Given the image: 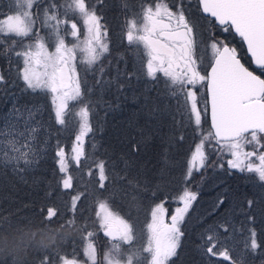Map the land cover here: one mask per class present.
<instances>
[{
	"label": "snow or ice",
	"instance_id": "1",
	"mask_svg": "<svg viewBox=\"0 0 264 264\" xmlns=\"http://www.w3.org/2000/svg\"><path fill=\"white\" fill-rule=\"evenodd\" d=\"M39 3L40 0H12L9 10L0 12V44L11 41V44L19 42L23 46V51L15 53L23 57L19 77L26 89L51 94L54 117L60 126L68 128V120L75 115V124L69 129L74 134L70 154L65 152L59 142L56 145L58 169L66 174L69 161L79 166L85 157V138L92 132L90 108L95 103L87 99V90L81 88L76 71L77 53L82 54L81 63L86 67L96 65L108 51L104 40L106 29L95 7L88 0H64L63 4L49 0L43 8H39ZM200 3L202 11L216 18L225 32L229 28L234 29L246 42L247 51L255 65L264 72V0H200ZM34 6H37L35 12ZM139 16V20L133 18L125 21L126 39L130 45L142 46L146 56V63L143 64L146 78L155 81L160 74L164 78V90L168 98L177 102L178 110L182 109L179 114L183 116L186 113L197 129L201 125L202 111L208 115L210 105V129L206 134L200 133L199 143L187 161L186 180L191 179L194 170L199 172L206 166L207 145L218 157H231L226 160L230 169L255 173L259 181L264 182V143H261L264 139V79L245 67L236 48L221 43L215 37L210 38L211 71L202 74L194 55L193 26L183 10L174 13L167 4L152 0L151 5H140ZM76 18L82 21L86 29L82 41ZM41 29L45 30V35L41 34ZM67 37L74 38L71 47L66 43ZM25 40L28 43H24ZM49 43L53 44L54 51L48 50ZM4 79L0 75V84ZM204 84L207 85L210 99L204 101L201 110L198 107L197 85ZM73 102L79 105L75 114L69 110ZM38 111L14 108L16 118L24 119L25 131H18L16 124L8 125L7 132L0 130V137L8 138L7 147L19 153L12 158L15 163L23 162L26 166L32 163L29 156H35L30 147L34 139H28L21 148H17L14 147L17 144L14 137H35L37 128L32 127V124ZM246 145H250L253 150L245 151ZM6 156L4 140L0 139V158ZM94 163L98 171L99 187L103 189L108 179L105 175V162ZM216 166L222 168L224 164L218 162ZM71 181L72 177L66 175L62 179V187L71 188ZM79 198L80 194L71 198L73 210ZM196 198L197 194L185 185L178 196L182 207L175 209V214L167 224L163 219V206L156 205L151 212V223L147 225V247L133 249L130 254L122 253L121 245L132 243L133 225L113 213L107 203L99 202L97 223L104 234L111 238V246L100 264H121V258L125 264H142L140 258L144 253L150 256V264H167L176 253L183 235L180 225ZM219 203L222 204L223 200ZM252 203L248 201L249 206ZM54 215V210L49 209L46 219L50 220ZM74 216L73 211V219L65 223L75 227ZM78 230L86 232V236H81L82 241L87 240L83 249L86 259L90 264H97L96 248L92 242L94 233L87 231V225H80ZM249 232L250 244L245 243V247L255 251L258 247L255 231ZM206 239L211 245L206 248V252L216 256L217 252L213 251L216 242L212 236ZM219 255L231 260L227 250H221ZM62 259L63 264H78L75 259Z\"/></svg>",
	"mask_w": 264,
	"mask_h": 264
},
{
	"label": "trees",
	"instance_id": "2",
	"mask_svg": "<svg viewBox=\"0 0 264 264\" xmlns=\"http://www.w3.org/2000/svg\"><path fill=\"white\" fill-rule=\"evenodd\" d=\"M104 1L105 2L100 3V6L102 5V11L100 13L104 15L103 19L108 22V19L112 18L115 11L114 9L108 10L107 2L110 3V0ZM112 4L116 5V2L114 1ZM11 5L12 0H0V12H7ZM107 25L111 31L110 40L112 44L110 45H113L112 47L114 48H118L119 45L115 35L116 31L111 30L110 24L107 23ZM112 26L118 27L117 24ZM232 35L237 40L234 44L239 55L244 59L246 64H249L250 59L245 53L242 41L238 40L236 35ZM14 59V56L7 58L6 53H0V65L3 74L4 76H8L10 80L14 79L16 72V68L12 65ZM127 61L131 64L130 58H127ZM113 70L114 67L111 66L108 72H112ZM6 83L8 85L7 80ZM32 94L33 93L30 92L27 93L28 96ZM3 95L4 94L0 91L1 104H5ZM39 97L40 96H37L33 99L37 100ZM39 101L42 100L36 102ZM154 102L156 103L155 98L152 102L149 100V102L143 106V109L145 108L147 111L148 109L150 110ZM95 112L98 115V111L95 110ZM108 118L106 119L104 116L105 120L102 118L101 121L99 119L91 124L92 137L96 135V142H99L101 150H94L95 154H93V160H91L92 165L89 168L84 166L83 161L85 160L86 162L90 160L89 156L91 151L85 152L87 156L81 159L79 166L69 161L70 164L66 174H62L59 171L57 162H51L50 160L48 163L52 172L48 175V178L44 176L42 171L40 172L42 174L40 180L39 176H36L37 174L33 172L30 177L27 172L25 174H20V172L12 170L14 173H8L7 177L11 178L15 186L17 185L16 182L20 181L24 176L26 180L30 178L28 183H24V187L19 185H17L18 187L16 186V189H24L26 194L30 196L22 201L19 199L20 193L16 194V190L12 191L11 189H6L0 192V207H11L13 204L11 201L14 198L16 199L15 201L28 204L30 207L24 206V216L22 217H16V210L14 209L11 210L10 208L5 210V216H2L4 220H19L22 224V228L18 232L15 231L14 235L15 241L17 243H22V250L20 251L18 246L16 247L17 251L25 255H23L21 260H18L17 263H13L11 257H3L0 252V264H55V262H58V259L60 260L59 257L62 254L68 256L70 253L75 252L77 250L76 248L81 244V236L84 235L85 232L78 230L80 225H87V231L95 228L97 232L96 235L102 238L103 234L98 223L93 225L92 219V215L94 216L93 208L95 205L99 204L100 201H105V203H107L120 217L130 222H140L143 226H141L139 232L145 231L150 220L149 211L156 206L159 200L163 198L166 199L168 213H170V215H172L171 208L182 205V202L179 201V203H177L176 199H178L181 189L185 185L190 191L197 194V198L192 203L188 213L185 215L183 223L180 225V230L183 235L180 237L175 255L167 261V264H188L192 259L196 261V264H232L233 261H235V264H264V182L259 181L255 173L246 171L240 172L239 170L230 169L226 160L231 157L223 156L221 158L218 157L216 153L211 154L210 159L212 162L211 165L216 169L214 175L208 177L203 176L204 178L200 179L198 175L192 173L191 179L186 180L184 172L187 168V161L190 159L191 153L194 150V141L196 140H189L186 132L182 128L178 129L176 127L169 131L166 128L163 132V138H157L159 135L154 133V137L150 140H147L145 138L146 136L139 138L134 132L130 135L129 132L132 131V129L128 128L123 130L121 128V130H118L117 137L119 139L117 138L114 141V134L117 133L116 130L113 129V125L109 123ZM51 120L54 134L58 132L60 135L62 131L65 130V127L60 126L53 115L51 116ZM75 121L76 119L66 128L68 133L67 136H65L67 137L66 149L69 154L73 144V131L69 129L72 128ZM135 126L140 130L141 128L139 127L142 125L136 123ZM121 127L124 126L121 125ZM137 132L139 133L138 130ZM121 137H125V139L122 140ZM165 148L167 149V153L163 152ZM112 150L121 155L126 161L133 160V164L136 166L146 168L147 175L152 174L150 168L154 166V164L161 168L163 163L158 159L161 155L165 156L166 160L169 161H173L176 158L179 159L180 157L179 169L172 174H167L166 171L164 173H157L155 181H159V183H157L159 184L158 187L155 181L154 183H150V181L145 183V188H139L138 191H136L137 195L135 200L139 202L135 205V208L130 204L132 207L130 208L129 206L128 211L124 209L125 212H122L123 208L121 207L122 205L119 204L118 198H109L108 196V193H110V195L117 193V197H121V193L115 187L116 184H118L116 175L119 173V165L112 164L110 161L111 156L114 154ZM134 160H136V162H134ZM98 161L105 162V175L108 177L104 182L103 189L99 187L97 179L98 171L94 163ZM218 162L223 163L224 166L222 168L216 166ZM76 171H81V177ZM204 171L203 174L208 171V168H204ZM89 172H91L90 175L88 174ZM125 173L126 174L123 175H127L126 178L128 180H137L135 174L131 175L132 172L126 171ZM52 175H55L57 179V186L54 188L51 186V183H49L47 187V184L43 182L45 180L51 182L49 176ZM66 175L72 177V187L68 189H64L61 183L62 179L66 178ZM52 181L54 180L52 179ZM82 182L84 183L83 186ZM124 186L123 191L126 190V187H129L126 183ZM92 188L95 189L97 194H93ZM154 188H156V191ZM78 190L81 191L80 198L73 210L71 208V198L78 195ZM163 190H166L168 193H164ZM6 198H11L12 200H5ZM220 200H223L222 204L219 203ZM89 201L90 203H88ZM248 201L253 202L251 206H249ZM123 206L126 207L125 205ZM144 208L149 211L143 210ZM47 209H52L55 212V215L50 220L46 219L48 216V214H46ZM90 209L91 211H89ZM17 210L22 212L21 208ZM73 211L75 212V227H71L65 223V221L73 219ZM146 212L147 214H145ZM147 217L148 219L146 220ZM94 218L96 221L98 220L97 216H94ZM133 226H135V228H133V233L136 235L137 227L140 225L138 223V225L134 224ZM225 228L228 229L227 232L224 231ZM212 230L215 232L214 236L212 233L209 234ZM249 230L255 231V239L258 244L255 251L245 247V243L250 244ZM7 236L8 233L6 230L0 227V249L2 250L5 249L6 243L3 237L6 239ZM208 236H212L216 242L217 247L213 249V251L217 252L216 256H212L206 252V248L211 246L206 239ZM51 240H55V243H48V241ZM41 241H43V243H40ZM144 241L146 242L147 239H144ZM34 249L37 250L34 251ZM221 250H227L231 260L219 255ZM18 256L21 255L19 254Z\"/></svg>",
	"mask_w": 264,
	"mask_h": 264
},
{
	"label": "rangeland",
	"instance_id": "3",
	"mask_svg": "<svg viewBox=\"0 0 264 264\" xmlns=\"http://www.w3.org/2000/svg\"><path fill=\"white\" fill-rule=\"evenodd\" d=\"M116 2V5L113 6V2ZM193 0H177L176 2L179 4L180 2L183 3V5H186L187 12L185 15L189 17V19L193 22V29L196 30L198 37L196 38V45H194V55L197 58L199 70L202 74H205L207 67L209 66V63L212 59L210 44L212 40L211 37L217 38L221 43H225V39L220 36L221 31L226 33V37L228 38L230 45L234 47L232 42L236 41L234 36L231 34V32L227 31L225 32L220 28H214L215 26L204 18L202 13H198V10L196 13H193L191 3ZM49 0H40L39 8L46 7ZM64 0H57L58 4H63ZM91 6L95 7L96 13L98 16L101 17V23L105 26L106 29V36L104 37V40L108 46V51L102 56L101 60L94 66H85L81 63V53H77V60H76V71L79 74L80 81H81V88L87 90V99L95 102L94 106L90 108V112L92 113L90 116V122L91 124L94 121H97L103 118L104 116L106 119L108 118L109 123L112 124L113 129L116 130L117 134H114V141L118 138V130L126 129H132L130 131V135L132 132L136 133L139 138L145 137L147 140L152 139L154 136V133L156 135H159V139L163 138V132L167 128V130H171L174 128H182L190 140H196L194 141V149L196 145L199 143L200 139V133L206 134L207 131L210 129L209 123H208V117L205 115L202 111V117H201V125L197 129L191 120L187 117V114L185 113L183 116L179 114L182 109L178 110L177 108V102L173 99L168 98V94L165 92V82L164 78L158 74V78L153 81L148 78H146V69L143 67V64L146 63V56L143 54L142 46L138 45H130L129 42L126 39V20L130 19H140L139 11H140V2L146 3L148 5L152 4V0H110V3H108V10L111 9V7H115V19L111 18L108 19V22L103 19L102 14L100 13L102 11L100 6V3L105 2L104 0H88ZM157 3H165L167 5H170L169 0H156ZM173 2V1H172ZM112 7V9H113ZM197 9V8H196ZM37 10V6H34L33 11L35 12ZM71 15V14H70ZM75 22L77 23L78 27L80 28V40L82 41L85 38L86 35V29L83 27L82 21L78 18L75 19ZM113 23L115 22L117 26L120 28L119 30L122 33L121 40L122 42H118L119 47L114 48L112 47L111 40H110V28L107 25V23ZM201 22L203 23V26L201 27ZM111 30L117 31L118 27H113L112 24H110ZM41 34L45 35L46 32L44 29H41ZM119 41V39L117 40ZM75 42L74 38L67 37L66 43L71 47V44ZM24 43H28L27 40L24 41ZM228 44V42H226ZM132 48V49H131ZM235 48V47H234ZM48 50L54 51V46L52 43L48 44ZM237 50V49H236ZM23 51V46L17 42V44H11V41L7 43L0 44V53L4 54L6 53V57H13L14 61L12 62V65L16 68L15 76L13 80H10L8 76H4L1 65H0V75L4 76V83L0 85V91L3 93V98L5 101V104H1L0 102V130H3L4 132L8 131V125L10 124H16L18 131H25L24 128V119L19 118L17 119V113L13 112V109H20L21 111H24L25 108L29 109H38L39 111L36 113L35 122L32 124V127L37 128V132L35 134V137H14L17 140V144L14 145V147L21 148L24 143L28 139H34V142L30 145L31 149L35 153V156H29V159L32 160V163L29 165H25L23 162L15 163L13 161V157L19 155V153H14L11 151L10 148L7 147V137H0V139L4 140V150L7 152V156L0 158V192L5 191L6 189H11L12 191L16 190V194L20 193L19 199L23 201V199L29 198L30 195L26 194L24 189H16V186H23L24 183H28L30 181V178L28 180L24 179V177L16 182V186L14 185V182L11 180V178H8V173L12 174L15 172H20V174H25L26 172L32 175L33 173H36V176H39V180L42 178V174L44 173V176L48 178V175L51 174V168L48 163L50 160L57 162L58 158L56 155V145L59 142L60 146L64 148L65 152L68 153L66 149L67 141L65 136H67V130L65 127V130L62 131V133L59 135L58 132L54 134V130L52 128V120L51 116H54V105L51 102V94L50 93H44V92H33L32 90L26 89V86L22 79L19 77V71L23 68V57L17 56L15 53ZM131 59V64L128 63L127 58ZM130 65V66H129ZM113 66L114 70L112 72H108V69ZM108 68V69H106ZM103 70V71H102ZM8 71V70H6ZM5 71V72H6ZM9 72V71H8ZM10 73V72H9ZM106 73V74H105ZM6 74V73H5ZM104 75V76H103ZM6 80L8 81V85L6 83ZM100 81V83H97ZM2 87V88H1ZM197 100H198V107L201 108V110L204 107V101L207 100L206 97V85H197ZM33 93L32 95L28 96L27 93ZM23 94V95H22ZM40 96L37 98V100L33 99L34 97ZM155 98L156 103H152L150 111H148L143 106L149 102H152ZM38 100H42L39 102H36ZM156 105V106H155ZM148 106V105H147ZM76 109L78 112L79 105L73 103H70L69 110L73 114L76 113ZM95 110L98 111V115L96 114ZM103 110V112H102ZM141 110V111H140ZM76 119L75 115L68 120L69 124ZM136 123H140L142 126L140 130L138 129ZM149 123V124H148ZM124 126V127H121ZM139 131V133L137 132ZM136 131V132H135ZM148 133V134H147ZM58 134V135H57ZM92 133L88 135L85 138V152H90V160H87L84 162V166L86 168H89L92 163L91 160H93V154H95V149L101 150L99 147V142H96V135L95 137H92ZM155 135V136H156ZM129 136V135H128ZM134 137V134H133ZM119 139V138H118ZM122 140L125 139V137H121ZM72 141L74 143V134ZM261 143H264V139L261 140ZM164 147V146H163ZM91 148V149H90ZM206 150L208 152V161L204 168H208V171L203 174L204 168L200 169L199 172L193 171L194 174L198 175L200 179H203V176H211L214 175V169L213 165H211V154H216L215 152H212L210 149L207 148ZM253 148L250 145L245 146V151H252ZM194 151V150H193ZM163 152L167 153V149L165 148ZM112 153H114L110 161L112 164L119 165V173L116 175V181H118V184H116V189L119 190L121 193V197H117V193H113L110 195L108 193L109 198H118L119 204H121L123 210L122 212H125V210H129L130 204L135 208V205L139 202L135 200V197L137 195L136 191H138L139 188H145V183H154L155 177L157 173L160 172L164 173L166 171L167 174H172L178 171L179 169V159L176 158L173 161L166 160V157L161 155L159 160L163 163L161 168L160 166H152L150 168L152 174L147 175L146 174V168L139 167L133 164V160L126 161L121 155L117 154L112 150ZM165 154V153H164ZM166 155V154H165ZM87 156V154L85 155ZM136 162V160H134ZM209 162V163H208ZM255 163V160L253 161ZM58 164V163H57ZM70 164V163H69ZM4 169V170H3ZM168 169V170H167ZM13 170V171H12ZM132 172L131 175H136V181L133 179H127V175L125 172ZM33 172V173H32ZM39 172V173H37ZM81 171H76V173L81 177ZM186 172V169H185ZM184 172V175H185ZM203 174V175H202ZM130 175V176H131ZM50 181L45 180L47 187L49 186V183H51V186L54 188L57 186V179L55 175L49 176ZM144 177V178H143ZM192 177V176H191ZM38 178V177H36ZM52 179L54 181H52ZM126 180V181H125ZM198 180V179H196ZM39 182V181H38ZM141 182V183H138ZM161 182V180H160ZM128 185L129 187H126V190L124 189V184ZM159 181H155L156 186L158 187ZM84 183L82 182V186ZM14 186V187H12ZM18 187V186H17ZM24 187V186H23ZM51 187V188H52ZM156 187V188H157ZM156 188L154 190L156 191ZM93 194H97L95 189H91ZM152 190V189H151ZM158 190V189H157ZM164 193H168L166 190H163ZM13 193V192H12ZM81 191L78 190V194H80ZM7 196V195H5ZM24 196V197H23ZM50 196V194H49ZM11 199V198H8ZM7 198L5 200H8ZM12 200V199H11ZM14 198L11 203L13 202L12 206H1L0 207V227H3L6 232L8 233V236L6 239L3 237V240L5 243V249H0L1 255L3 257L9 256L11 257L13 263H17L18 260H21L22 256L25 254L19 253L16 249V247L19 246L20 251L22 250V243H17L15 241V231H19L22 228V224L18 220L8 221L4 220L2 216H5L4 212L6 209L16 210V217H22L24 216L23 210L24 206L30 207V205L25 204L23 202L15 201ZM117 200V199H115ZM177 203H179V200L176 199ZM10 202V201H9ZM102 202V201H100ZM105 202V201H104ZM90 203V201L88 202ZM162 205L164 212H163V219L164 223H170L172 215L175 214V209L177 207H182V205H177V207L171 208L172 215L168 213V205L166 204V199L163 198L159 200L156 205ZM19 205V206H17ZM108 205V204H107ZM125 205L126 207H124ZM130 206V208L132 207ZM109 209L114 212L110 206L108 205ZM153 207V206H152ZM156 207V206H155ZM154 207V208H155ZM21 208V211H18L17 209ZM153 208V209H154ZM151 209V208H150ZM152 209V210H153ZM146 210L147 212L149 210ZM149 211V222L151 223V212ZM49 209L46 210V214H48ZM91 211V209L89 210ZM98 204L94 206L93 208V214L94 216H97ZM147 212L145 214H147ZM22 213V215H21ZM118 215V214H117ZM144 215V214H143ZM92 215L93 219V225L97 224L96 219ZM146 216V215H145ZM142 217V216H141ZM148 217L146 218V220ZM132 225L139 223L140 226L137 227V234L135 235L133 233V240L131 244H122L121 245V252L125 254H130L133 249H139L142 247H147V241L145 242L144 239L148 238L149 232L146 227L145 231L139 232V229L141 226H143L140 222H130ZM135 228V226H133ZM102 231V238H99L96 235L95 228L90 229L88 231L94 233V237L92 238V242L95 245L96 253H97V264H100V261L103 257V255L109 250L111 246V238L107 237L103 230ZM148 232V234H147ZM212 233V235H215V232L212 230L209 232V234ZM47 236V235H45ZM86 236V232L84 234ZM47 239V237H46ZM50 239V238H49ZM219 239V237H218ZM143 242H142V241ZM40 243H43L41 241ZM87 243V240H81V244L79 247H77L75 252L70 253L68 256L66 254H62L58 259V262H55V264H63L62 258L67 259H75L78 261V264H90V261H88L83 253V249ZM40 245V244H39ZM25 247V246H24ZM217 247V246H216ZM215 247V248H216ZM37 248V247H36ZM214 248V249H215ZM37 249H34V251ZM17 251V253H16ZM21 256H18V255ZM141 262L142 264H150V256L147 253H144L141 256ZM170 259V258H169ZM121 264H125V261L123 258H121ZM188 264H196V261L192 259L189 261Z\"/></svg>",
	"mask_w": 264,
	"mask_h": 264
},
{
	"label": "flooded vegetation",
	"instance_id": "4",
	"mask_svg": "<svg viewBox=\"0 0 264 264\" xmlns=\"http://www.w3.org/2000/svg\"><path fill=\"white\" fill-rule=\"evenodd\" d=\"M170 1V4H171V6L170 5H167L168 7H169V9H171V11H173L174 13L175 12H178L179 10H183V12H184V15H185V13L187 12V10H186V8H187V6L186 5H183V3L182 2H180L179 4L176 2L177 0H169ZM173 1V2H172ZM140 5H141V2H140ZM113 6H115V5H113ZM112 6V7H113ZM112 7H111V9H112ZM191 9L193 10L192 12L193 13H196V11L198 10V13H202V15L204 16V18L205 19H207L208 21H210L215 27L214 28H220V29H222L223 28V26H221V25H219V24H217L215 21H214V19L212 18V17H210V16H208V15H206V14H204L203 12H202V10H201V7H200V4H199V1L198 0H193L192 1V3H191ZM197 8V9H196ZM113 9H114V11H115V7H113ZM112 9V10H113ZM113 15H115V12H114V14ZM112 15V18H111V22L113 21L112 19H115V16H113ZM103 16V18H104V15H102ZM185 17L189 20V22L192 24V26H193V22L189 19V17L187 16V15H185ZM108 24H112V25H114V24H116L115 22H113V23H108ZM203 26V23L201 22V27ZM120 28H118V30L115 32V35H116V37H117V40L119 39V41H117V43L118 42H122V40H121V37H122V33H121V31L119 30ZM230 29V28H229ZM231 32V30H228V32ZM232 33V32H231ZM120 34H121V37H120ZM111 35V31H110V33H109V36ZM193 35H194V45H196V38L198 37V34H197V32H196V30L195 29H193ZM220 36H222V38H224L225 39V43L226 42H228L229 44H230V42H229V40H228V38L226 37V33H224L223 31H221V34H220ZM236 40V39H235ZM235 42H237V40L236 41H234V42H232V44L234 45V47L236 48V46H235ZM123 43V42H122ZM111 44H112V42H111ZM113 46V45H112ZM132 49V48H131ZM237 49V48H236ZM129 58V57H128ZM128 63H129V61H128ZM211 63H212V59H211V61H210V63H209V66L211 65ZM209 66L207 67V69H206V72H205V74H207V72H208V69H209Z\"/></svg>",
	"mask_w": 264,
	"mask_h": 264
},
{
	"label": "water",
	"instance_id": "5",
	"mask_svg": "<svg viewBox=\"0 0 264 264\" xmlns=\"http://www.w3.org/2000/svg\"><path fill=\"white\" fill-rule=\"evenodd\" d=\"M199 4H200L201 10H202V4L200 3V0H199ZM202 12H203V11H202ZM203 13H204V12H203ZM204 14H207V15L210 16V14H208V13H204ZM212 18L214 19V21H215L217 24H219L218 21L216 20V18H214V17H212ZM232 30L234 31V29H232ZM234 32H235V31H234ZM236 34H237V33H236ZM237 35H238V34H237ZM243 43H244V46H245V49H246V53H247V54L249 55V57H250L251 64L258 68V66L255 65V63H254V60H253V58L251 57V54L247 51V45H246V42L243 41ZM225 44H227V43H225ZM227 45L230 47L229 44H227ZM239 57H240V56H239ZM240 59H241V58H240ZM241 62L245 65V67L249 68L250 71H253L256 75H260L261 78L264 79V76H263L260 72H257V71H255V70L251 69L248 65H246V64L242 61V59H241ZM210 71H211V67H209V69H208V73H210ZM206 88H207V85H206ZM208 99H210V94H209L208 89H207V100H208ZM208 116H209V125H210V105H209V114H208Z\"/></svg>",
	"mask_w": 264,
	"mask_h": 264
},
{
	"label": "clouds",
	"instance_id": "6",
	"mask_svg": "<svg viewBox=\"0 0 264 264\" xmlns=\"http://www.w3.org/2000/svg\"><path fill=\"white\" fill-rule=\"evenodd\" d=\"M48 243H55V240L48 241Z\"/></svg>",
	"mask_w": 264,
	"mask_h": 264
},
{
	"label": "bare ground",
	"instance_id": "7",
	"mask_svg": "<svg viewBox=\"0 0 264 264\" xmlns=\"http://www.w3.org/2000/svg\"><path fill=\"white\" fill-rule=\"evenodd\" d=\"M229 44V43H228ZM230 45V44H229ZM230 47H232L231 45H230Z\"/></svg>",
	"mask_w": 264,
	"mask_h": 264
}]
</instances>
